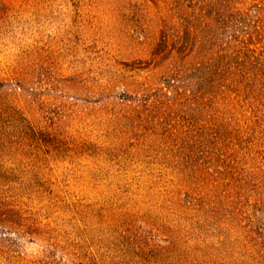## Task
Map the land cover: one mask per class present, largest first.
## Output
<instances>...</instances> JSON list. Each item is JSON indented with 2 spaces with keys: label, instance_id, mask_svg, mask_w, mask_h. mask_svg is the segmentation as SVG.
Listing matches in <instances>:
<instances>
[{
  "label": "rangeland",
  "instance_id": "obj_1",
  "mask_svg": "<svg viewBox=\"0 0 264 264\" xmlns=\"http://www.w3.org/2000/svg\"><path fill=\"white\" fill-rule=\"evenodd\" d=\"M0 264H264V0H0Z\"/></svg>",
  "mask_w": 264,
  "mask_h": 264
}]
</instances>
